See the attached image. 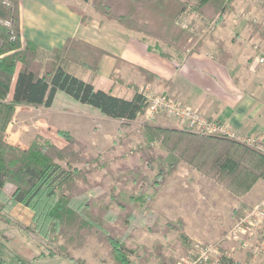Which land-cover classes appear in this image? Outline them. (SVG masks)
<instances>
[{
  "label": "trees",
  "instance_id": "obj_1",
  "mask_svg": "<svg viewBox=\"0 0 264 264\" xmlns=\"http://www.w3.org/2000/svg\"><path fill=\"white\" fill-rule=\"evenodd\" d=\"M9 1V5L0 1V19L11 21L10 26L0 23V78H11L8 92L0 79V195L10 190L8 207L20 205L28 208L33 228L40 235L51 242L57 238L62 240L58 252H50V256H63L76 264H84L69 253L93 240L109 249L112 259L118 264H151L153 256L156 264H179L175 257H165L159 250L160 245H154L151 250L141 248L140 256L137 246L130 243L135 220V215L130 212L131 206L138 211L150 208L161 186L178 170L182 160L190 163L203 160V146H210L207 150L215 157L212 166L215 175L226 172L224 175L233 174L236 178L232 181L234 190L238 188L237 184L245 189L248 187L243 176L250 178L253 174L250 170L264 163V155L225 137L204 135L175 125L146 124L144 127L148 134L155 137L161 134L158 139L163 141L159 144L160 153L156 157L159 159L158 172L151 182L143 175L136 179L138 170L131 168L125 171L126 175L114 177L108 187V201L103 202L100 197L84 198L79 185L89 184L91 175L103 162L76 150L68 142L71 137L63 131L58 132L67 142L62 147L41 135L36 136L26 148L13 145L6 134L12 111L18 105L50 107L56 93L61 91L103 116L129 124L142 118L146 107L144 97L138 89H134L130 96L115 95L97 88L71 71L72 67L76 68L75 65L95 71L99 58L104 54L101 49L78 38L68 37L61 48L49 51L26 39L21 46L19 0ZM82 1H90L93 10L101 16L141 33L143 40L150 37L180 52H194L199 48L200 42L192 43L195 38L193 33L177 22L187 7L181 0ZM204 1L201 4V0H196L195 11L202 18L215 20L216 23L235 5V0ZM250 30L251 36L264 40V23L252 24ZM154 49L161 56L169 57L157 44ZM152 136L147 140H151ZM212 148L217 153L209 150ZM149 162L146 160V164ZM141 180L145 181L147 188L139 185ZM148 188L153 190L152 193ZM6 206L2 203L0 208ZM240 208L238 206L235 210L236 216L241 213ZM181 238L185 250L188 244L183 231ZM213 264L242 263L222 255Z\"/></svg>",
  "mask_w": 264,
  "mask_h": 264
},
{
  "label": "rangeland",
  "instance_id": "obj_2",
  "mask_svg": "<svg viewBox=\"0 0 264 264\" xmlns=\"http://www.w3.org/2000/svg\"><path fill=\"white\" fill-rule=\"evenodd\" d=\"M181 1L190 11L180 14V21L186 22L192 27L189 30V33H193L192 36H195L192 43L193 41L200 42L199 49L201 47L207 53H214L217 48L215 43L205 46L206 41L214 34L217 27H228L229 23L232 26L231 23L241 20L264 23V0H235L234 7L221 15L214 29H210L209 26L206 27L200 22L201 16L195 11L196 0ZM204 2L201 0V4ZM241 9H243V13L240 12ZM248 30L249 32H247L251 34L250 28ZM228 31L231 32L232 29L229 28ZM138 34L141 35V33ZM146 40L153 46L157 44L165 52H173V49L162 41L150 37H147ZM23 42L24 39L20 34L21 46ZM258 44L263 47L261 41ZM219 46L222 47V45ZM258 47L260 46L244 40V42L238 43L235 49L248 55L249 50L251 52L254 49L256 53L255 48ZM258 52L255 54V60L251 57L248 60L239 59L237 61L239 72L235 78L242 88H248L249 94L254 96V108L262 105L261 113H263L264 63H257L256 57L264 52L262 49ZM254 61H256L255 64H253ZM138 72L144 79L148 78V75L142 70H138ZM0 79L4 83L6 91H10V76H3ZM103 80H100V86H106L102 83ZM243 81L252 82L249 85V83L244 84ZM8 86L9 90H7ZM140 88L158 93L146 84L134 86V89ZM60 94L65 95L62 92H57L56 104L51 109L26 105L16 106L11 113V121L6 125L7 140L15 146L26 148L36 136L41 135L62 147L67 142L64 136L58 135V132L63 131L68 134L71 137L68 142L76 150L103 162L97 168V172L91 175L89 184L81 183L79 185L84 198L98 199L100 197L103 202L108 201L107 191L109 185L114 181V177L119 174L126 175L125 171L131 168L138 170L136 179L139 180V177L142 178L143 175L148 177L151 182L153 176L158 172L159 159L156 157L160 153L159 144L163 141L159 140L161 134H157L156 137L148 134L144 125L182 127L174 118L166 114H159L150 122L138 118L126 124L120 119L100 118L96 116V110L86 108V105L67 95L65 96L69 100L59 97ZM159 94L166 93L160 92ZM167 95L174 97L170 94ZM77 113L84 114L85 117H80ZM150 136L153 138L147 140ZM203 148L205 154L203 160H193L191 161L193 163L182 160L178 170L172 176L167 177L154 204H150V208L138 211L131 206L130 212L135 215V220L132 231L133 240L130 243L137 246L140 256L141 248L151 250L154 245H160L159 250L165 257L173 256L177 261L186 257L195 243H211L218 245L219 253L211 257L206 264H213L222 255L230 256L242 264H264V252L252 255L249 251H243L232 241L225 239L227 231L243 216L241 213L243 214L247 209L264 199V163L258 165L256 169L250 170L253 172L250 178L246 175L243 176L244 181H247L248 184L246 189L237 184L238 188L234 190L232 181L233 179L236 181V178L233 174L224 175L226 172L219 176L217 173L215 175L212 167L215 157H212V153L207 150L210 146H203ZM217 149L220 150L219 147ZM209 150L215 152L213 148ZM146 160L150 161L149 164H146ZM246 161L245 159L244 162ZM139 185L147 188L144 180L139 181ZM148 191L152 193L153 190L148 188ZM9 194L10 190H6L4 194L0 195V206L2 203L7 204L5 208H0V264H76L63 256H50V252H58L59 243L62 240L57 238V242H51L40 235L33 228L30 221L31 211L28 208L20 205L8 207L10 204ZM100 199L99 201H101ZM238 206L241 207V213L236 216L235 210ZM168 222L169 228H167ZM182 231L186 235L188 244L185 250L184 241L181 238ZM257 232L259 233L258 239L264 241V221L262 228ZM232 246L234 249H231ZM69 255L84 264H118L112 259L109 249L107 250L106 247L93 240H88L81 248L70 251ZM137 261L139 262V260ZM151 264H156L154 256Z\"/></svg>",
  "mask_w": 264,
  "mask_h": 264
},
{
  "label": "crops",
  "instance_id": "obj_3",
  "mask_svg": "<svg viewBox=\"0 0 264 264\" xmlns=\"http://www.w3.org/2000/svg\"><path fill=\"white\" fill-rule=\"evenodd\" d=\"M18 16L21 38L33 41L44 50L61 48L68 37L78 38L101 49L104 54L99 58L95 71L79 65L71 68L76 75L97 88L125 97L132 94L134 86L146 84L158 93L170 94L208 117L229 124L238 132L253 133L264 127L262 105L254 108V96L235 78L239 72V59L253 57L255 60L258 50L264 52V41L248 33L250 25L260 22L241 20L231 23L232 26L229 23L228 27H217L205 44L215 43L217 48L214 53H207L200 47L189 53L167 51L169 57L166 58L137 32L95 12L90 1L19 0ZM244 40L260 46L255 48L256 53L253 49L245 55L235 49ZM260 41L263 47L258 44ZM138 70L145 71L148 78L144 79ZM101 79L106 86H100ZM243 82L251 85L252 81ZM65 95L58 96L68 99ZM56 96L57 93L50 107L38 108L51 109L56 104ZM97 112L96 116L100 118L112 119L97 115ZM77 115L85 117L84 114Z\"/></svg>",
  "mask_w": 264,
  "mask_h": 264
},
{
  "label": "built area",
  "instance_id": "obj_4",
  "mask_svg": "<svg viewBox=\"0 0 264 264\" xmlns=\"http://www.w3.org/2000/svg\"><path fill=\"white\" fill-rule=\"evenodd\" d=\"M0 1L5 5H9V0ZM189 11L188 7L184 10V12ZM195 15L199 17L196 13ZM177 22L180 27L188 31L192 29L189 24L180 21V18ZM200 22L206 27L209 26L210 29H214L216 24L215 20H207L202 17H200ZM0 23L6 26L11 25V22L8 20L0 19ZM256 61L259 64H263L264 53L258 55ZM138 92L144 97L146 104L144 113L142 114V119L145 122L154 120L159 114H166L174 118L182 127L204 135L235 140L264 155V127L253 133H241L229 124L208 117L198 109L183 103L176 97L155 93L145 88L138 89ZM242 215L232 228L227 231L225 239L232 241L239 249L249 251L252 255L264 252V241L258 239L259 233L257 232L258 229L262 228L264 221V199L247 209ZM231 249H234V246ZM218 253L219 247L217 244L195 243L190 249L189 254L183 257L179 264H206L211 257L216 256Z\"/></svg>",
  "mask_w": 264,
  "mask_h": 264
}]
</instances>
